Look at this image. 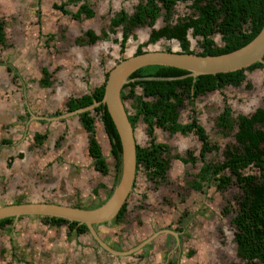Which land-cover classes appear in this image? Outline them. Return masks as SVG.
Segmentation results:
<instances>
[{
	"label": "crops",
	"instance_id": "1",
	"mask_svg": "<svg viewBox=\"0 0 264 264\" xmlns=\"http://www.w3.org/2000/svg\"><path fill=\"white\" fill-rule=\"evenodd\" d=\"M66 1L35 0L36 12H12L11 5L15 2L0 0L3 32L0 43V200H3L0 207L51 203L90 210L101 205L112 191V183L108 185L105 177H113V172L102 175L93 169L87 153L88 134L82 128L78 114L68 112L65 105L70 99L89 94L102 84L104 75L115 64L124 57L133 56L136 47L146 43L156 21L151 27L133 28L120 53L122 27L117 26L114 33H109L110 19L121 10L127 16L131 15L136 3L131 6L128 0H81L66 4L63 7L67 11L65 14L54 7ZM82 3L88 6L93 16L85 18L81 14L75 20L71 15ZM123 3H128V9L122 6ZM56 13L62 15V20H56ZM18 14L24 15L20 17ZM87 31L98 39L88 43ZM147 45L151 47V44ZM143 47L142 53L155 50H143ZM93 125V136L106 162L103 149L106 153L108 147L109 153V145L98 116L93 117ZM99 130L106 139L104 148L96 136ZM37 135H44L39 144L35 139ZM147 145L148 141L142 147ZM186 164L170 158L163 180L148 179L143 171L139 174L141 177L136 175L124 201L123 219L117 221H124L129 227L128 232L116 240L111 233L102 238L96 232L98 241L90 235L91 246H97L100 252L90 246L91 255L84 263H105L109 259H115L119 264L215 262L220 252L212 243L215 240L221 243L225 232L215 225L221 223L220 215L226 217L230 211L223 212L226 201L222 204L209 199L208 194L205 199L208 184L201 185L198 190L189 187L197 171L182 180V167ZM8 166L11 167V176L14 175L13 184L10 180L5 182ZM5 184H9L11 190L5 189ZM187 196V199L183 198ZM44 218L20 216L0 226V264L8 256L5 249H9V253L15 250L21 258L19 262L24 264H37L43 256L57 260L62 252L63 263L71 264L70 257H67L74 250L70 240L85 233L76 235L67 231L65 224L55 226ZM231 219L232 215L227 219V225H231ZM18 222L36 226L39 230L24 232L27 235L16 238L18 234L12 232ZM29 236L33 250L26 246ZM34 252L35 255L30 257ZM11 258L15 264V255L11 254Z\"/></svg>",
	"mask_w": 264,
	"mask_h": 264
},
{
	"label": "trees",
	"instance_id": "2",
	"mask_svg": "<svg viewBox=\"0 0 264 264\" xmlns=\"http://www.w3.org/2000/svg\"><path fill=\"white\" fill-rule=\"evenodd\" d=\"M80 1L67 0L54 7L65 14L67 11L63 7L66 4ZM185 2H189L187 8L191 12L190 15L177 18L171 24L173 7L176 3ZM81 14L85 18L93 16V12L84 3L80 4L71 16L76 20ZM159 16L163 25L150 31L146 43L138 45L134 55L141 54L143 46L153 44L159 39L177 41L181 53L191 54L186 38L190 31L192 38H199L197 44L200 51L196 53L197 55L216 56L232 52L255 37L264 23V0H137L131 15L127 16L121 10L110 19L109 33H114L113 29L117 26L122 27L119 52H123L125 40L133 28L143 25L151 27ZM215 34L220 36L222 46H216L211 39ZM86 35L88 43L98 39L90 31H87ZM2 41L3 32L0 23V43ZM261 61L233 72L199 75L194 78L190 77L188 72L176 68L145 66L136 69L128 76V82L122 86L119 93L122 104L125 100H130L133 113L127 116V120L131 128L140 119L148 137L146 147L135 145V172L140 168L148 179H164L170 160L169 149L167 145L155 142L153 137L155 130L166 131L168 135L175 133L184 135L194 131L200 142L198 156L194 157L190 152H186L183 157L178 155L171 157L181 163L191 165L196 161L200 163L196 174L188 184L189 187L198 190L201 185H207L210 180H214L217 191H224L230 184H235L239 188L240 194L235 203L231 225L235 254L243 264H264V109L256 108L249 115H236L232 119L229 107L223 106L215 118V128L221 133L235 130L232 135L234 144L224 149L223 160L220 163L205 160V154L216 151L217 147L207 140L202 129L195 124L194 111L190 112V122L187 124L177 123V117L178 109L183 106L184 100L191 105L194 97L206 91L239 86L245 80L244 71L250 72L264 67V56ZM106 75L107 73L104 75V80ZM104 80L89 94L68 100L65 105L66 110L70 112L99 102L103 94ZM245 87L248 88V85ZM134 89H139L140 94L136 95ZM143 97L155 100H143ZM94 116H98L109 145L114 174L112 189L120 175V144L103 105L94 107L92 112L85 111L78 114V120L88 134L87 153L92 159L93 169L102 175H106L108 171L105 158L93 136ZM43 138L44 135H37L35 137L38 140L37 144ZM248 169L255 170L257 174L244 173V170ZM124 209L125 203L118 211L116 221L122 219ZM223 212L227 213V210ZM44 220L55 226L66 224L68 230L76 235L87 231L84 225H78L76 222L47 217ZM10 221L11 218L0 220V226Z\"/></svg>",
	"mask_w": 264,
	"mask_h": 264
},
{
	"label": "rangeland",
	"instance_id": "3",
	"mask_svg": "<svg viewBox=\"0 0 264 264\" xmlns=\"http://www.w3.org/2000/svg\"><path fill=\"white\" fill-rule=\"evenodd\" d=\"M15 3H13V5H11L12 8V12H36L34 10L35 7V0H18V3L16 2V0H13ZM23 2V3H22ZM21 3V4H20ZM129 5H133L136 3V0H128ZM128 3L127 5L125 3H123L122 6L124 7H128ZM24 4V5H22ZM189 4V2H185V3H176L175 6L173 7V12L171 15V24H173L175 22V20L177 18H181L183 16H188L190 13V10L187 8V5ZM68 9L70 7H67ZM75 7L70 8V10H74ZM128 9V8H127ZM21 16H23L24 14H18ZM15 17V16H13ZM55 18L56 20H62V15H60L59 13L55 14ZM161 16H159V18L156 20V23L154 25L155 28L161 26L163 23L160 20ZM13 19L14 18H10ZM66 19V18H65ZM12 21V20H11ZM60 23V21H59ZM116 37V34L113 35ZM212 40L214 42V44L216 46H220L222 45V43L219 40V36L218 35H213L212 36ZM199 41V38H192L191 36H188V49L190 51H192L193 53H197L199 52V48H198V44L197 42ZM148 46V45H147ZM147 46L143 47V50H159V51H163V50H172V51H179V46L177 41L174 40H170V41H165V40H158L153 46L150 45L151 47L147 48ZM122 56V55H121ZM244 76H245V80L243 82L240 83L239 86L235 87V88H230V87H226L222 90V94L225 98V103H222V98L220 96L215 97L213 96L212 98H209V100L207 101L206 105H203V107H201L200 105H202L201 103L198 104L199 105V109L201 110V114L200 117H203L205 120L204 125L208 126L211 125L212 122V117L213 114L212 111L217 110L222 108V105H227L230 109V117L233 119L235 118L236 115H249L253 112L254 109L256 108H262L264 109V67L260 68V69H255L251 72H244ZM245 85H248V88L245 87ZM123 91H126L123 90ZM139 90L136 89L135 93L138 94ZM123 105L125 107V109H127V111L129 112V114L132 112L129 107H130V100L127 99L123 102ZM186 116H187V109H183L182 111H179V120L178 122L180 123H184L186 121ZM95 117V116H94ZM94 126V125H93ZM135 131L132 127V130L134 131V135H135V139H136V143L142 147L145 146L148 139L147 136L144 133V125L141 123V121H137L135 123ZM210 128V127H209ZM209 130V129H208ZM235 129H232L231 131L225 132V133H218V132H209L208 135L210 134L211 137H209V141L213 144L216 145L217 150L207 153L205 154V160L207 161H212V162H216V163H220L223 160V151L226 147L232 146L234 144V140H233V132ZM93 131L95 132V126L93 127ZM165 132V131H164ZM161 132L160 130H155L153 133V136L155 138L156 142L159 143H163L164 145H167L169 150V157L171 158L172 155H180V156H184V149L186 148H191V151L193 152L194 156L197 157V153H198V149H199V144L195 143L194 145H184V141H186L187 137H179V136H174L170 139L166 137V133ZM96 136L98 137V141L100 143H102L103 148L107 146L106 144V139L105 136L103 135L102 131L99 130V134ZM191 136V135H189ZM191 138H193L195 140V138L193 136H191ZM196 142V141H195ZM186 144V143H185ZM108 148V147H107ZM106 148V153L104 152L103 149V154L106 157V164L108 167V171L110 173L113 172L112 170V159L108 153V149ZM200 163L198 161H196V163L194 165H191L189 163H187L185 166H183V177L182 180L185 181V179L192 177V175L197 171L198 167H199ZM8 178L5 182H13V176L12 175V171H11V167L8 166ZM141 169L139 168L135 174V176L137 175L138 178L141 177L140 174ZM244 173H249V174H257V172L255 170L252 169H248V170H244ZM10 175V176H9ZM105 181L108 185H111L112 183V176L108 175V177H105ZM137 180H136V185H137ZM13 184V183H12ZM215 181L214 180H210L208 183V188L205 190V199H207L206 195L208 194V198L212 199V200H216L217 202H221L223 204V201H226L225 203V209L230 213V215H225L219 217V220L221 219V223L220 224H216L215 228L217 229H225L224 234H222V242L218 244L217 240H215V242L212 243V245L218 247L219 249V254L215 257V262H211L210 264H229V263H239V264H243L237 257L234 251V243L232 240V226L230 224H226V222L228 221L227 219L233 215L234 209H235V203L238 199V195L240 194V190L239 188L235 185V184H230L224 191H221L220 193H218L215 190ZM137 187V186H135ZM16 188V186H15ZM5 189L7 190H11V186L9 184H5ZM6 194V193H5ZM4 194V195H5ZM3 195V197H4ZM8 195H10V193L8 192ZM189 196V195H188ZM187 197H183L185 199L188 198ZM8 197V196H7ZM199 197V196H198ZM220 198V199H219ZM3 199L0 200V203L2 202ZM39 200V199H36ZM170 200V199H169ZM46 201V200H44ZM168 202V201H167ZM171 205H174L171 201L169 202ZM177 207L180 208V206L177 204ZM222 217L224 219H222ZM25 221V220H24ZM123 221V220H122ZM23 222V221H22ZM22 222H18L13 226V232L12 233H17L18 235H16V238H21V236H23L22 234H25L24 232H29V233H34L35 231L39 230L38 227L36 226H29L26 225ZM30 224V223H27ZM221 225V226H220ZM100 226V225H99ZM95 227V232H97L98 235H100L102 238H107V236L111 233L112 237H115L113 239H118L117 237L121 238L125 235V232H128V225L125 224V222L123 221L122 223H114V222H110L107 224H104V226H100V227ZM65 229V228H64ZM43 230V229H41ZM40 230V232H42ZM58 232V231H57ZM67 232H64V234H66ZM108 233V234H107ZM222 233V232H221ZM87 234V236H85ZM110 234V235H111ZM27 235V234H25ZM60 235H63V232H60ZM67 235V234H66ZM85 236V239L83 241H80L83 237ZM13 238V237H12ZM66 238L70 239L71 237L66 236ZM91 236L89 233H85L84 235H82L81 237L77 236L72 238L70 241H72L71 246L73 247L74 250H71L70 253L67 255V257H70L71 260V264H86L84 263V261H87L88 258L91 255L90 252V240H91ZM14 241V240H13ZM31 236H29V239H26L25 242L26 246L29 250H33L34 247L29 245V242H31ZM95 248H93L91 246V248L95 251H99V248L97 246H94ZM8 248V247H7ZM7 252L5 253L6 255H8L6 258H4V263L5 264H14V262H12V258L9 257V255L11 254V251L9 253V249H5ZM36 251V250H35ZM34 253H30V257L34 256ZM62 258L64 256V253L62 252L61 254ZM68 257V258H69ZM40 258V257H39ZM28 259V258H27ZM32 259V258H30ZM40 262L37 264H43L45 262L46 257L43 256L40 258ZM34 259H32L31 261H33ZM27 262H29V260H26ZM100 261V260H99ZM106 261V260H105ZM64 262V260H60L59 264H62ZM3 263V264H4ZM18 264H24L23 262H18ZM64 264V263H63ZM91 264H119L118 262L112 259H109V261H106L105 263L103 262H92Z\"/></svg>",
	"mask_w": 264,
	"mask_h": 264
},
{
	"label": "water",
	"instance_id": "4",
	"mask_svg": "<svg viewBox=\"0 0 264 264\" xmlns=\"http://www.w3.org/2000/svg\"><path fill=\"white\" fill-rule=\"evenodd\" d=\"M263 56L264 23L250 42L226 54L199 56L196 53L154 50L144 51L119 61L107 72L101 100L70 112L79 114L103 105L112 121L121 149V169L118 181L108 198L101 205L90 210L51 203L6 205L0 207V220L10 217L16 219L20 216L59 218L84 224L92 238L97 240L93 226L109 222L117 215L135 178V135L127 120L128 113L119 99V93L122 86L128 82V76L136 69L145 66H164L184 70L192 78L199 75H215L246 68L255 62H261Z\"/></svg>",
	"mask_w": 264,
	"mask_h": 264
},
{
	"label": "flooded vegetation",
	"instance_id": "5",
	"mask_svg": "<svg viewBox=\"0 0 264 264\" xmlns=\"http://www.w3.org/2000/svg\"><path fill=\"white\" fill-rule=\"evenodd\" d=\"M137 1V0H136ZM137 3V2H136ZM133 11V10H132ZM191 13V12H190ZM190 13H189V15H190ZM188 15V16H189ZM183 17H185V16H183ZM161 26H159V27H157V28H155V30L156 29H158V28H160ZM188 36L190 37L191 35H190V31H188V33H187V35H186V38H187V41H188ZM211 39H212V37H211ZM220 40V39H219ZM221 42V41H220ZM156 43V42H155ZM155 43H153V44H155ZM153 44H151V45H153ZM220 46H222V45H220ZM163 51H166V52H168V51H172V50H163ZM179 51H180V49H179ZM199 51H200V49H199ZM177 52V51H176ZM193 53V52H192ZM124 58H127V57H124ZM124 58H122L121 60H123ZM120 60V61H121ZM128 81V80H127ZM224 89V88H223ZM223 89H221V90H212V91H206L205 93H203V94H200V95H197L196 97H194V99L191 101V105H189L188 103H187V101L186 100H184V102H183V106L180 108V109H178V117H177V123H179V124H181V125H183V124H187V123H189L190 122V112L191 111H194V117H195V124L197 125V126H199L201 129H202V131H203V133H204V135H206V137H207V140H209L210 138L209 137H211L210 136V134L208 135V133L209 132H218V133H221L218 129H216L215 128V125H214V121H215V118H216V116L220 113V111L222 110V108H223V106H224V104L222 105V108H220V109H217V110H214L213 109V111H212V113H214L213 114V117H212V122H211V125H208V126H206V125H204V124H206L205 123V119L203 118V117H200V114H201V110L199 109V105L198 104H202V105H200L201 107H203L204 108V106L203 105H206L207 104V101L209 100V98H212L213 96H215V97H218V96H220L222 99V103H225L224 101H225V98H224V96H223V94H222V90ZM139 90V89H138ZM135 91H136V89H134V93H135ZM125 92V91H124ZM136 94V93H135ZM140 94V91L138 92V94H136V95H139ZM143 100H148V101H150V100H155V99H152V98H150V97H143L142 98ZM226 104V103H225ZM124 106V105H123ZM187 109V116H186V121L184 122V123H180V122H178V120H179V111H182L183 109ZM129 109L130 110H132L130 107H129ZM126 111H127V109H125ZM127 113L129 114V112L127 111ZM133 113V111L129 114V115H131ZM137 121H140V119H138ZM136 121V122H137ZM134 126H135V123H134ZM133 126V129H134V131H135V127ZM210 127V128H209ZM144 128H145V126H144ZM209 129V130H208ZM134 131H133V133H134ZM161 132H164V131H162V130H160ZM154 133V132H153ZM164 133H166L167 135H166V137L167 138H172L173 137V139H174V136H179V137H187V139H186V141H184V143H186V145H194L195 143H198L199 145H200V142H199V140L197 139V137H196V135L194 134V131H190V132H187L186 134H184V135H180L179 133H175V134H173V135H168V133L165 131ZM222 134V133H221ZM189 135H191V136H193L194 138H195V140L193 139V138H191V136H189ZM154 137V136H153ZM155 139V138H154ZM196 141V142H195ZM161 144V143H160ZM136 145H138V144H136ZM139 146V145H138ZM169 149V148H168ZM186 152H190L191 153V155L192 156H194V154H193V152L191 151V148H186V149H184V153L183 154H186ZM177 155V154H176ZM174 156V155H173ZM178 156H180V155H178ZM197 156H198V153H197ZM172 157V156H171ZM194 157H196V156H194ZM79 209V208H78ZM116 216L112 219V220H110V221H112V222H115V223H117V221H116ZM13 218H11V220H12ZM123 219V218H122ZM77 223V222H76ZM108 222H105V223H102L103 225L104 224H107ZM78 225H84V224H79V223H77ZM102 224H99L100 226H102ZM66 225V224H65ZM99 225H94L93 226V229H94V231H95V227H98ZM85 226V225H84ZM99 226V227H100ZM232 226V225H231ZM86 227V226H85ZM66 229H67V231H69L68 230V227L66 226ZM232 229H233V227H232ZM69 232H71V231H69ZM73 233V232H72ZM85 233H88V230L85 232ZM96 233V232H95ZM82 234H84V233H82ZM81 235V234H80ZM232 236H233V231H232ZM232 240H233V237H232ZM234 243V242H233ZM234 251H235V244H234ZM11 254L12 255H15V257H16V259L14 260L15 261V264H18V262H19V260L21 259L20 258V256L19 255H17L16 254V251L15 250H13V252H11ZM11 254H10V258H11ZM62 259V256H60L57 260H56V258H54V259H52V258H50V260L46 257V259H45V262L43 263V264H56V262H58V260L60 261ZM63 260V259H62ZM12 261V260H11Z\"/></svg>",
	"mask_w": 264,
	"mask_h": 264
},
{
	"label": "clouds",
	"instance_id": "6",
	"mask_svg": "<svg viewBox=\"0 0 264 264\" xmlns=\"http://www.w3.org/2000/svg\"><path fill=\"white\" fill-rule=\"evenodd\" d=\"M217 35V34H216ZM219 36V35H218ZM220 37V36H219ZM220 39V38H219ZM262 62V61H261ZM244 72H249V71H244ZM251 72V71H250ZM244 74V73H243ZM227 87H230V86H227ZM226 88V87H225ZM230 88H235V87H230ZM126 111V110H125ZM254 111V110H253ZM129 115V114H128ZM135 141H136V139H135ZM137 144V143H136ZM180 157H183V156H180ZM137 172V171H136ZM135 172V173H136ZM134 177H135V174H134ZM114 187V186H113ZM113 189V188H112ZM233 212V211H232ZM234 215V214H233ZM233 215H232V217H233Z\"/></svg>",
	"mask_w": 264,
	"mask_h": 264
}]
</instances>
